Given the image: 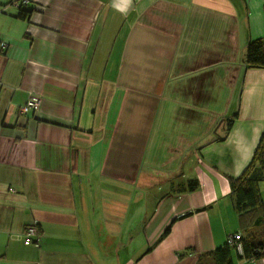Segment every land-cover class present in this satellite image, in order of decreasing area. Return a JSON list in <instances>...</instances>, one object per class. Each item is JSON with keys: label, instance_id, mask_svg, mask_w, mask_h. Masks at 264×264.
Returning a JSON list of instances; mask_svg holds the SVG:
<instances>
[{"label": "crops", "instance_id": "crops-1", "mask_svg": "<svg viewBox=\"0 0 264 264\" xmlns=\"http://www.w3.org/2000/svg\"><path fill=\"white\" fill-rule=\"evenodd\" d=\"M257 39L264 0H0V264H213L264 132Z\"/></svg>", "mask_w": 264, "mask_h": 264}, {"label": "trees", "instance_id": "trees-1", "mask_svg": "<svg viewBox=\"0 0 264 264\" xmlns=\"http://www.w3.org/2000/svg\"><path fill=\"white\" fill-rule=\"evenodd\" d=\"M28 12L19 15L21 19L28 18ZM244 62L248 68L260 69L264 72V39L249 42ZM234 120L227 119L223 140L231 131ZM264 182V132L248 166L236 178H229L230 197L233 208L238 215V230L232 234L242 233L237 243L243 251L239 253L236 245L225 243L214 251L207 253L213 264H233V251L239 259L264 260V199L260 184ZM199 188L196 179H190L185 184L176 187L177 192H193ZM168 226L159 240H163L171 232ZM202 264V263H201Z\"/></svg>", "mask_w": 264, "mask_h": 264}, {"label": "built area", "instance_id": "built-area-1", "mask_svg": "<svg viewBox=\"0 0 264 264\" xmlns=\"http://www.w3.org/2000/svg\"><path fill=\"white\" fill-rule=\"evenodd\" d=\"M8 48V45L6 43H2L0 45V50L1 51H6V49ZM40 103H41V99L40 96L36 95V94H30L28 97V100L25 104V106L22 109L23 113H33L34 111L38 110L40 107ZM39 229L37 228V226L35 225H30L27 226L24 230V244L25 245H30L32 244L34 241L35 236L38 234ZM240 236L241 233L232 236L233 242L232 245H236L237 250L239 251V253H242L243 248L241 246V244L237 243L238 240H240ZM239 247V248H238ZM256 262V264H264V260H254Z\"/></svg>", "mask_w": 264, "mask_h": 264}, {"label": "rangeland", "instance_id": "rangeland-1", "mask_svg": "<svg viewBox=\"0 0 264 264\" xmlns=\"http://www.w3.org/2000/svg\"><path fill=\"white\" fill-rule=\"evenodd\" d=\"M23 1H25V3L26 4H29L30 3V1H32V0H23ZM155 180H158V179H156V178H154L153 179V181L155 182ZM174 181H175V179H174ZM177 183V186L178 185H180V183H178V182H176ZM139 185H141V184H139ZM165 187H167V185L168 186H170L169 184H163ZM156 188V187H155ZM137 190H141V187H137ZM134 194V193H133ZM263 196H264V186H263ZM145 200V202L147 203V200L146 199H144ZM145 202L143 201V197H141L139 194H134L133 195V199H132V205H131V210H132V215H131V217L134 219V218H136V217H138L140 214H143V205L145 204ZM149 203H151V201L149 200L148 201V205H147V207L148 208H151L152 206H151V204H149ZM33 225H35V226H37V224H33ZM30 226V225H29ZM37 228H38V226H37ZM39 229V228H38ZM136 231V229L135 228H133V233ZM39 232H40V230H39ZM38 232V233H39ZM239 233H241V232H239ZM238 233V234H239ZM235 235H237V234H230L228 237H227V239H226V242L225 243H228L230 246H232V242H233V237L232 236H235ZM241 235H242V233H241ZM220 242V241H219ZM218 248V247H217ZM239 248V247H238ZM187 255H189V256H191L190 255V253L189 252H187ZM207 259H205L204 261H206ZM232 262H233V264H256V262L254 261V260H245V259H239V257L237 256V254L233 251V254H232ZM258 264V263H257Z\"/></svg>", "mask_w": 264, "mask_h": 264}, {"label": "bare ground", "instance_id": "bare-ground-1", "mask_svg": "<svg viewBox=\"0 0 264 264\" xmlns=\"http://www.w3.org/2000/svg\"><path fill=\"white\" fill-rule=\"evenodd\" d=\"M36 111H38V110H36ZM36 111H34L33 113H35ZM32 114V113H31Z\"/></svg>", "mask_w": 264, "mask_h": 264}]
</instances>
